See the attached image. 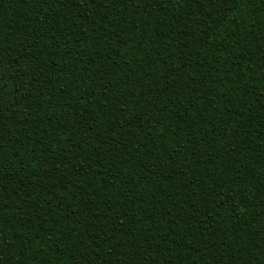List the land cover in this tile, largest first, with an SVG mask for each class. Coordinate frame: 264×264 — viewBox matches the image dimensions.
<instances>
[{
    "label": "trees",
    "instance_id": "16d2710c",
    "mask_svg": "<svg viewBox=\"0 0 264 264\" xmlns=\"http://www.w3.org/2000/svg\"><path fill=\"white\" fill-rule=\"evenodd\" d=\"M193 10L184 0H0L5 264H207V255L217 264H264V0H243L211 38ZM67 49L80 54L65 57ZM233 78L248 95L227 91ZM216 97L200 134L216 131L199 144L188 137L198 149L190 157L191 102ZM164 117L174 143L156 139ZM220 177L241 207L224 204L207 220L201 198ZM193 201L199 212L190 218ZM109 207L125 213L124 227L101 233L109 243L97 248L91 236L112 225L97 220ZM86 218L96 226L87 232Z\"/></svg>",
    "mask_w": 264,
    "mask_h": 264
},
{
    "label": "snow or ice",
    "instance_id": "6c2138e0",
    "mask_svg": "<svg viewBox=\"0 0 264 264\" xmlns=\"http://www.w3.org/2000/svg\"><path fill=\"white\" fill-rule=\"evenodd\" d=\"M44 2H47V0H44ZM57 0H52L53 3V7L55 6ZM117 2H123V3H127L128 0H59V3L62 5H74L75 3H80L81 6H84L88 3H93L96 4L97 6H106L108 3H117ZM185 4H189L191 6L194 7V10L192 11L191 15L193 16H199L200 20L198 21V23L204 25V27L201 29V31L203 32L204 36H208L209 38H211V34H214L217 30V28L220 26V24H222L225 20L228 19V13L234 11V9L236 7H238L241 3H243V0H184ZM150 7V3L147 5ZM78 19H83V17H78ZM106 18L102 17L101 20L99 22H97L96 24H94L92 26V31L95 32V29L98 27H101V25L104 24V20ZM124 23H127L126 20L123 21ZM68 23L71 24L72 28H75L76 25L73 21L68 20ZM112 27L111 25H108L106 27H104L102 30L107 32L108 28ZM83 33V29L80 30L79 33H77L76 35L79 36ZM69 35H72L71 32H69ZM99 39H102L99 38ZM226 39L230 40L231 39V35L227 36ZM111 40H115L116 43H121L120 39H119V35L118 33H113ZM0 42H2V40H0ZM79 42V41H78ZM130 41L125 40L123 41V44L126 46ZM99 40H97L96 45L98 46ZM196 43H199V41H196ZM109 48L112 47V43L111 41L108 43L107 45ZM59 47V45H58ZM80 54V50L78 49H67L64 51L63 55L65 57H75L76 55ZM185 56L188 55V53L184 54ZM108 57L105 56H101L100 59L104 60L107 59ZM81 63L83 62L82 60L80 61ZM186 66V65H185ZM45 67H48V65H45ZM63 67L65 69L68 68V63L67 61H65ZM177 71H179V69H177ZM98 74L96 71L93 72V76ZM173 76H175V73H172ZM189 79H191V77H189ZM3 80V76H0V103L3 102V98L5 95H7V92H5V85L2 83ZM216 83H222V78L221 80L217 81V80H212L209 81L210 85H214ZM229 83L231 85H233V87L227 89V91H243L245 95H248L249 92L247 90V87H245L244 89L240 88V80L233 78L232 80L229 81ZM19 91V89H17V92ZM162 94H167V86L165 87L164 90H162ZM174 94V93H172ZM195 95V93H193ZM159 95V94H158ZM206 95V94H205ZM196 99H199V97H196ZM219 99H222V97H216L213 98L212 101H206L201 107H196L195 106V101L191 102L192 103V109H193V114L189 117V120H191V123L188 124V129L185 132V130L183 128H179L177 129L178 132H185V140L184 143L185 144H189V145H193L191 151L189 152V156L190 157H197L198 156V149L195 147V144H199L202 141H204L205 139H207L209 133H215V128H209L208 132H205L204 134H200V129L204 128L205 126L208 125V114L214 113L217 109H216V104L219 102ZM163 102V101H162ZM228 104H232V100L229 99L227 101ZM151 104V102H146L145 104V108L149 107ZM241 108L244 107L243 104L240 105ZM167 111V109H165ZM174 115V113H169V116ZM136 119H142V115L141 116H137ZM169 119V117H164L162 120H157V124L160 127V131L157 134L156 139L159 140H165L168 138V136H172V140L173 143L175 141V134L169 129L165 127V121H167ZM240 119H242V117H240ZM218 123H224V121H217ZM149 123H151V121H149ZM185 123H188L187 121H185ZM224 131H226V129H223ZM188 137H194L195 138V144L193 143V140H189ZM225 139H227V137L225 136ZM215 141L213 140L212 143H214ZM181 147H183V145H181ZM187 150V149H185ZM177 152L180 151V148L176 149ZM98 154V153H97ZM230 174V173H226ZM86 175V173H85ZM215 183V181H214ZM224 184V179L223 177H220V183H215V188L213 189H208V190H204L203 196H202V200L203 202L208 205V207H206L205 211L208 213V215L206 216L207 220H210L212 218V213L216 212L217 209L221 208L224 204L228 205V208L230 211H234L236 208L241 207L240 204H237L236 199L233 198V196L231 194L226 195V189L223 187ZM235 187H239L238 185H234ZM198 187V186H197ZM261 195L264 196V192H261ZM219 196H224L225 199L224 200H217V199H212V200H208V197H219ZM143 203V201H142ZM188 203V200H182L181 204H186ZM199 203V201H193L192 207L194 209L193 214L191 215L190 218H195V215L197 212H199V209L195 208V204ZM214 205V207H213ZM155 206L153 205V208ZM121 208H124V205H121ZM89 212H92V209H88ZM180 211H183V207L181 206ZM107 213L108 215L103 216V217H97V220H109L112 221V225L108 228V231L105 232L104 227L101 226L99 228V232L94 233L91 236V239L93 241V243L96 244V247L99 248L101 246V244H108L109 240H100V234H104L105 236L108 235L109 232H112L114 229L116 228H123L124 227V220L122 219V216L125 214L124 212L121 211H117L116 213H113L112 208L109 207L107 208ZM73 215H75V213H73ZM167 216L171 215V211H169L167 214ZM201 215H203V213H201ZM113 216H115V220H113ZM145 219H147V217H145ZM119 221V224H116V221ZM129 220L136 222V217L133 216H129ZM85 232L88 231V229H93L96 226L92 223L89 222V219L86 218L85 219ZM168 223L170 224L171 221L169 220ZM148 231H151V227H149V229H147ZM0 231H2V229H0ZM97 241H99V243H97ZM119 243V242H117ZM6 251V248L4 247L3 241H0V256H3L4 252ZM170 251V249H169ZM206 254L209 251V249H206ZM207 258V264H217V262L214 260V258L210 255L206 256ZM0 264H5V262L3 260H0ZM87 264H91V261H88ZM102 264H107V262H102Z\"/></svg>",
    "mask_w": 264,
    "mask_h": 264
}]
</instances>
